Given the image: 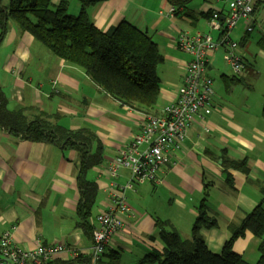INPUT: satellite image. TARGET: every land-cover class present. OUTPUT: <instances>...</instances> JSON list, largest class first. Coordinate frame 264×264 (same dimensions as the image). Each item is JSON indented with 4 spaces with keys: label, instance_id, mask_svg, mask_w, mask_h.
<instances>
[{
    "label": "crops",
    "instance_id": "1",
    "mask_svg": "<svg viewBox=\"0 0 264 264\" xmlns=\"http://www.w3.org/2000/svg\"><path fill=\"white\" fill-rule=\"evenodd\" d=\"M231 1H195L185 14L174 15L167 0H109L93 6L90 15L103 32L127 22L157 43L164 58L157 68L161 92L150 114L161 116L176 99L192 60L177 46L179 33L210 32L208 13L218 11L224 22ZM73 10L78 14L80 5ZM232 33L231 39L239 44L235 53L243 58L247 71L234 75L224 47L209 54L207 73L215 91L211 114L196 118L171 163L161 166L159 183L125 188L130 213L123 217L124 228L99 264L116 258L120 264H155L143 262L164 249L157 222L170 223L189 240L204 200L218 224L201 232L209 250L221 254L230 237L228 226L239 225L259 206L264 184V89L257 93L256 88L264 80L259 63L255 69L248 60L255 54L246 27L234 39ZM258 53L264 61V44ZM0 86L9 111L23 110L28 121L44 118L71 131L86 129L99 139L104 161L87 173V179L98 186L92 215L95 226L96 216L110 210L116 195L131 182L129 169L122 168L114 178L109 167L141 134L146 113L116 100L83 69L55 57L13 22L0 43ZM225 158L245 160L248 168L225 166ZM78 165L77 151L21 140L0 126V235L11 233L17 246L29 250L40 244L66 246L52 262L90 257L93 239L78 226ZM261 242L264 236L257 238L247 231L235 241L234 251L256 264Z\"/></svg>",
    "mask_w": 264,
    "mask_h": 264
},
{
    "label": "trees",
    "instance_id": "2",
    "mask_svg": "<svg viewBox=\"0 0 264 264\" xmlns=\"http://www.w3.org/2000/svg\"><path fill=\"white\" fill-rule=\"evenodd\" d=\"M109 0H79L80 12L70 14L68 0H0V43L13 22L22 33L31 34L55 57L83 69L104 91L132 109L150 114L160 98L161 79L157 68L164 58L152 38L141 29L122 22L107 32L98 29L92 21L90 9ZM174 8V15L185 14L195 1L167 0ZM210 11L207 16L212 17ZM249 34V33H248ZM0 126L21 140L55 145L62 150H75L79 155L77 205L78 226L93 239V208L97 202L98 186L87 179V173L102 165L104 147L92 132L81 129L71 131L49 123L44 118L28 121L23 110L9 111L7 99L0 86ZM95 147V150H94ZM225 166L247 170V162L224 159ZM259 206L239 224H230V237L221 254L209 250L202 235L203 228L217 226V219L210 214L203 201L192 229V238L184 239L170 223L158 221L162 251L147 256L143 263L155 264H250L234 251L235 241L247 231L257 238L264 236V184ZM264 264V242L259 245ZM79 256L71 263L91 264V258ZM109 264H120L113 259Z\"/></svg>",
    "mask_w": 264,
    "mask_h": 264
},
{
    "label": "built area",
    "instance_id": "3",
    "mask_svg": "<svg viewBox=\"0 0 264 264\" xmlns=\"http://www.w3.org/2000/svg\"><path fill=\"white\" fill-rule=\"evenodd\" d=\"M264 0H232L224 22L218 11L209 20L211 30L220 33L215 39L211 33L180 32L177 46L192 56L187 65L183 85L174 101L164 108L161 116L145 114L142 132L122 149L109 167L110 175L118 177L122 168L131 171V182L116 195L110 210L100 212L95 219L93 243L90 250L91 264H99L114 236L124 228L123 217L130 213L124 195L125 188H133L142 182L159 183L161 166L171 163L187 137L196 118H203L213 110L214 81L207 73L209 54L226 48L225 60L234 75L247 71L243 58L235 53L239 44L231 39V33L246 21V32L254 31L252 18L256 4ZM174 13V9L171 10ZM67 250L64 245H44L29 250L17 246L11 233L0 235V264H48L55 256Z\"/></svg>",
    "mask_w": 264,
    "mask_h": 264
},
{
    "label": "rangeland",
    "instance_id": "4",
    "mask_svg": "<svg viewBox=\"0 0 264 264\" xmlns=\"http://www.w3.org/2000/svg\"><path fill=\"white\" fill-rule=\"evenodd\" d=\"M55 1L58 2L60 0H55ZM68 2H69L68 12L70 14H75L73 8H74L75 4L80 5L79 0H68ZM3 4L7 5L8 0H3ZM252 18L255 20V28H254V31L250 33L251 38H250V44L249 45L251 46V50L254 52L255 56L252 59H250V57H248V60L255 67V69H256V63H259V66L261 68L260 71H261V75H262V80H264V61L261 58H259V53H258L260 50V46H263V44H264V2H259L258 6L256 7L255 12L252 15ZM245 25H246V22H245V24H244V22H241L239 24V26L232 33L233 39L236 36V32L238 30L245 29V27H246ZM208 33H211L215 39H217L220 35V33L218 31L211 30V28H210V32H208ZM257 85L258 86L256 88V92L258 93L260 88L264 89V82L263 83L258 82Z\"/></svg>",
    "mask_w": 264,
    "mask_h": 264
}]
</instances>
